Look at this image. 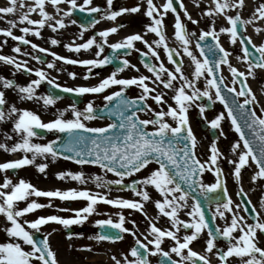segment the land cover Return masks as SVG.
I'll return each instance as SVG.
<instances>
[{"label": "snow or ice", "instance_id": "6c2138e0", "mask_svg": "<svg viewBox=\"0 0 264 264\" xmlns=\"http://www.w3.org/2000/svg\"><path fill=\"white\" fill-rule=\"evenodd\" d=\"M107 9L102 10L100 7H86L92 4V0H83L82 4H77V0H34L33 4L27 5L24 0H19L20 8H27V12H22L17 19L7 21L8 27L0 28V35L11 37L12 40L19 41L24 45H31V48L38 50L42 53H48V49L40 48L37 44L32 43L25 38V35H14L12 29L17 26V23L35 25V29L30 27L20 28V32L24 34L31 33L39 37L41 35L39 29L43 28L46 24L53 32L58 29L64 28L65 23L63 17H69L73 10L79 9L81 12L87 11L88 13H101L106 18L116 19L123 13H136L140 11V4L133 7H121L119 10H112L113 0H106ZM179 7L184 8L182 0H177ZM214 7H209L204 12L205 16L215 17L217 15H224L229 27H221L219 32L211 27L209 30H201L196 47L200 49V54L204 55V47L200 41H204L207 37H211L216 43L209 46V51H216L220 53L219 59L213 61L214 66H210L209 60L205 58L203 61L198 59L196 55L189 49L190 44L189 33L186 31L181 22L180 15L177 13L175 16V36L183 46V52L189 56L195 65L194 72L192 73L193 79H189L183 72L181 64L174 59V54L179 56L180 53L175 49L170 48L166 43V37L163 32V16L170 10L173 13L177 12L174 6V0H166L161 6L163 11L160 10L153 0H146V10L144 15L147 16L151 23L145 25L147 31L155 33L158 39L149 43L139 33L126 36L123 40L110 44L114 52L119 49H133L134 42H142L148 49V52H141L142 57L149 54L159 60V54L154 49L153 45L163 46L167 53L168 62L175 65L174 70H169L165 67L163 62H160L158 67L146 61L144 67L153 74V77L140 75L128 79L117 78V73L123 71L124 68H136L131 65L127 59L120 61L121 66L113 71L109 76L101 79L94 86H80V87H64L54 82L49 78L47 73L43 70H35L34 74L36 79L30 80L27 85H17L14 80L7 79L0 76L3 89H13L17 92L18 98L23 100H42L45 106L51 105L59 97L54 92H49L44 96H37L36 89L42 82H47L54 89H61L63 92L75 93L83 95L86 93H103L105 89L113 85L119 86L118 91H113L111 94L105 95L104 100L107 102L116 101V103L109 108H105L110 114L115 115L118 119L117 122L109 123L106 127H87L84 121L97 118L96 109L93 102L89 101L83 110L76 107L73 103L69 105L71 109L72 119H65L64 112H60L56 119L49 122H43L39 115L27 110L18 108L15 104H9L5 91L0 90V122L12 120V131L19 137V140L9 146L6 142H0V150L6 152L22 151L25 155L16 160H10L0 163V172L12 170L15 172L17 169L33 165L37 157L47 159L51 157L53 161L63 157L66 160L74 161L78 165H97L101 170L106 173H113L119 179L107 180L102 175L86 176L82 171H62L56 173L58 179H68L77 181L80 184H86L89 181L94 182L97 188H108L111 185H119L124 190H131L132 193L141 199L139 201L130 199H111L105 193L90 192L88 189H68L65 191L49 190L42 191L37 189L32 183L19 179L18 182L13 181L5 175L2 183H0V215H2L10 226L4 227L3 231L6 232L10 238L8 242L0 243V264H58L56 254L50 248L48 238L40 240L35 239V233L39 232L41 227L49 222H57L68 228L73 224H80L87 217L96 211L95 206L98 203H105L118 208H127L143 213V202L152 200L148 192V187L151 186L161 197L160 199L153 200L155 208L158 210V216L163 215L168 217L171 222V229H161L156 225L153 219H148L147 214L145 218L148 219L147 235H144L143 240L136 236V232L125 227V216L118 213V220L113 221L109 219H101L95 221V224L103 228L116 229L115 233L102 232L97 233L89 239L97 241H119L123 239L122 233H130L134 238V246L130 248L128 254H122V259H117L113 256L114 264H149L146 253L155 255L161 254L166 258L170 264H197L198 261L203 264H211V260L207 255L199 254L194 251L190 244L196 241L203 230L207 229L208 238L205 241L206 253H213L218 258V264H231L230 257L237 258V264H264V247L260 246L264 243V217L261 216L256 208L253 206L249 213L248 205H251V200H244L240 203L234 204L228 195L227 188L223 184L222 169L218 166V159L221 156L216 144L213 142L210 148L211 155L205 161H201L196 157V138L188 124V109L196 100L201 97H207L209 101L212 100V95L209 88L215 89V97L227 109V116L231 119L234 129L239 133L240 141L243 142V149L239 152L238 159L229 160L228 163L234 165L233 176L237 183H239L242 169L245 166H250L251 161L256 166V171L251 176V181L255 183L258 179H264V107H261L260 114H257L255 108L251 107L256 103V97L251 88L247 84V77H254V69H264V42L259 45L252 42V40L243 35L241 29L244 25L251 24L255 20H264V3H261L253 12L252 19H242L239 12L235 15H228L227 9L243 7L244 0H212ZM46 3L51 4L56 8L57 13L61 9L57 6L61 3H67L70 7L63 11V16L56 19L48 11H46ZM18 6V0H8V6H0V19L5 16H15ZM38 12L40 19L33 20L30 18V13ZM184 15L192 21L193 24L198 21L193 20L191 15L185 10ZM54 23H49L50 21ZM95 18L89 22L95 24ZM75 24V20H71ZM215 24V20L212 21ZM82 28L85 25H81ZM116 27L109 28L105 31L99 32L97 35L103 42L97 41L96 36L88 38L85 42L79 44H68L65 47L69 51L79 53L81 50H89L93 46L97 49L95 52L96 59L76 60L63 56H59L52 52L54 60H61L67 64H80L91 67H99L109 64L114 59H119L118 56H104V44L107 43L106 38L110 33L117 32ZM257 33L264 31L257 27ZM219 33L230 34L232 43H236L239 39L241 44L242 56L237 59H242L247 64V72L238 71L235 67L229 64V69L232 73L233 84H241L240 89L237 91L235 87L223 86V90L233 94L232 103L229 104L226 97L222 94L221 85L223 78L218 77L220 65L228 63L230 53L226 51L218 41ZM81 36L83 33L81 32ZM195 36L196 33H191ZM7 41H4L6 43ZM52 45L60 43L57 39H51ZM247 45H251V49ZM139 51V49H136ZM216 50V51H214ZM13 51L21 54L19 46L14 47ZM258 54V55H257ZM127 55V53H125ZM41 63H47L48 68H53L55 65L52 62H45L40 57H33ZM0 61L7 65H12L17 71L23 70L26 73H32L33 69L27 68V61H17L14 57L8 55H0ZM139 71L138 69H136ZM207 72L211 79L206 78V88L201 91L195 86V81ZM91 73V68H89ZM75 73H69V76L75 78ZM166 77V78H165ZM88 79V75H85ZM243 78V79H241ZM181 81L179 87L174 85V81ZM146 81H151L153 85H162L164 89H170L174 92L171 99L175 102V107L172 105L167 106V110L160 107L159 110L153 109L147 104V100L151 98L157 106L165 104V93L163 91L156 93V87H149ZM137 86L141 89V93L134 99H129L125 95V90L130 86ZM186 89H191L189 94ZM239 97H244L242 103L238 102ZM7 106V107H6ZM201 114L204 113L206 105H197ZM134 109V110H132ZM68 109H65L67 111ZM131 110V111H130ZM240 112L243 119V126L239 122V118L235 115V111ZM137 112L151 113V118L141 119ZM166 117H170L175 123H169ZM224 118L221 113L211 120L209 123L211 128L218 129L220 121ZM151 126V130H149ZM242 127L250 130L251 139L246 137ZM121 130L119 132L115 130ZM37 130L57 131L60 133H68L70 139L68 143H60V137L48 143H34V137H40L42 134ZM83 133H92V136H86ZM223 135V132L220 133ZM4 140H10L12 137L7 133L3 134ZM257 144V147H253ZM241 145L236 142L232 145V152L235 153L240 149ZM28 153H31L29 158ZM71 153V155H65ZM155 164L157 167L147 171V174L139 179H133L131 183L125 184L126 177L134 176L141 170L148 169L149 165ZM47 163L36 164V168L40 173H45ZM214 171L216 181L211 184H205L200 179V176L206 171ZM199 190L200 196L207 202L209 210L215 204V211L212 212V220L215 221L217 217L225 220V214L231 213L230 222L226 220L225 226L221 229L216 227L215 230L206 219L204 206L201 200L193 193ZM222 191L221 195H217V190ZM213 195H209V194ZM243 193V188L237 195ZM191 195L192 203L189 204V197ZM48 197L59 198L61 201H72L83 199L87 201L86 206L79 209H71L75 213V218H62L58 215L38 216L34 220H23L26 214L35 212L37 209L44 207H51V200L49 204L43 205L36 200H29L30 197ZM245 199L247 194L244 193ZM26 202V206L19 207V202ZM261 208H264V197L260 200ZM190 209L186 215L190 217V221H183L179 219L178 213L182 209ZM70 209H58V211H67ZM240 211L249 213L253 222L249 223L245 216L240 215ZM158 218V217H157ZM135 225V221H132ZM25 225L27 227H25ZM185 230V235L180 237L178 233L180 229ZM190 231V234H188ZM234 233H238L234 235ZM71 233L69 237H71ZM149 236L152 238L149 239ZM165 238H169L174 242L169 251H164L161 247ZM224 240L226 243V250L218 244V240ZM24 245L29 246L26 250ZM152 246L150 248L149 246ZM170 253H174L178 260H172ZM129 256L132 259H129Z\"/></svg>", "mask_w": 264, "mask_h": 264}, {"label": "flooded vegetation", "instance_id": "af4514ba", "mask_svg": "<svg viewBox=\"0 0 264 264\" xmlns=\"http://www.w3.org/2000/svg\"><path fill=\"white\" fill-rule=\"evenodd\" d=\"M154 4H156L155 1H153ZM61 3L60 5H62ZM140 4V11L137 12V16L133 17L132 19L128 18V13H123L120 16L116 17V19H108L106 18V12L102 18L99 19L97 24H95L94 28L92 27L90 30L85 31L82 30L81 28L78 30H75L73 34V43L79 44L85 42L88 38H91L93 36H96L97 41L103 42L101 38L97 35L101 31H105L109 28L116 27L118 30L115 33H110L109 36L106 38L107 43L104 44V52L101 54V57L103 58L105 54L112 50L108 45L119 42L123 40L126 36L131 35V34H136L139 33L143 36L145 40H147L149 43H152L154 40L158 39V37L155 35V33L149 32L146 30L145 25H148L151 23L150 19L144 15V12L146 10V0L139 2ZM137 2L134 1H127V0H113V6L112 10H119L121 7H133L136 6ZM97 6H99L102 10L107 9V2L106 1H99L97 2ZM161 11H163L160 8ZM192 8L188 7V13L191 15L193 20L198 21V23L193 24L191 20L188 19L187 16L183 15V13H178L181 18V22L184 25L186 31L189 33V40L190 44L188 45L189 49L193 52V54L198 53V49L196 47L197 40L200 34L201 30H209L211 27H214L217 32H219V29L222 27L219 22L215 21V24H212V19H203L201 17H198L200 14H194L191 12ZM36 13H30V18L31 16L35 15ZM9 17L7 20H0V28H6L8 27L7 21L11 19H17V17L8 15ZM175 16L176 14L173 13L172 11L166 13L163 16V32L166 37V43L167 45L175 49L177 52L180 53L178 56L180 58V61H182L181 67L184 72V74L191 80V67H195L193 64L191 58L184 54L183 52V46L179 40L176 39L175 36V29H174V23H175ZM22 27H30L32 29H35L37 26L35 25H27L25 24H20L17 23V26L12 29V32L14 35H25V38L30 40L32 43L37 44L40 48H45L50 50L51 52H60L62 53L64 50V46L61 45L62 39L58 35V33L53 32L52 30H48L46 26L43 28L39 29L41 35L39 37L32 35L31 33L29 34H24L20 32V28ZM78 27V26H77ZM81 32L83 35L81 36ZM195 32L196 35L192 36L191 33ZM48 33H50L51 38L48 39ZM51 39H57L60 41L59 44L57 45H52L50 43ZM4 41H7L4 43ZM218 41L219 44L222 47H226L227 50H234L232 42L229 38H227L224 33H219L218 36ZM17 46V41L12 40L11 37H5L3 35H0V55H8L14 57L17 61L23 62L27 61V68L33 69L32 73H26L23 70L17 71L14 66L12 65H7L4 62L0 61V76H3L7 79H12L15 81L17 85H27L28 82L32 79H36L37 77L35 76L34 72L35 70H43L44 72L47 73L48 77L53 79L55 83L61 85L62 87H80V86H94L96 85L101 79L109 76L114 69L110 67H104L101 68L99 67H91V66H85V65H80V64H66L61 61V60H54L53 57H47L45 62H52L54 63L53 68H48L47 63H40L33 57L34 54H39L40 52L36 49L31 48V45H26L25 47H21V54H17L13 51L14 47ZM154 49L158 52L159 54V60H157L155 57H152L150 54L148 57L151 59V62L153 65H156L158 67L160 62H163L165 67L168 68L169 70H174L175 65L171 64L168 62L167 59V53L165 52L163 46H156L153 45ZM136 49H139L137 51ZM95 46L90 48L89 50H81L79 53L71 51L67 52L68 58L71 59H76V60H84V59H96L95 57V52H96ZM118 52H122L121 55H118L119 61L123 59H127L131 65H135L136 68H124L123 71H120L117 73V78L119 79H128L129 76L128 74H131L132 77H138L140 75H144L145 73H149L150 75L153 76L152 73H150L147 68L144 67L143 64L138 62L136 59V54H140L141 52H148L147 47L140 41L134 42V48L133 49H119L117 50ZM129 52L130 55H125V52ZM184 58V59H183ZM89 68H91V73H89ZM130 68V73L128 72V69ZM138 69L139 71H137ZM69 73H75V78H72L69 76ZM27 74V75H25ZM85 75H88V79H85ZM151 77V76H149ZM154 79V77H152ZM166 78V77H165ZM151 83V81H146V83ZM175 86L179 87L181 81L176 80L173 82ZM157 86V85H154ZM160 86V85H159ZM158 86V87H159ZM162 86V85H161ZM197 88H199L202 91L203 88V81H198L197 85H195ZM151 87V86H149ZM0 90L5 91L6 93V98L8 102H17L20 105V108L22 109V101L18 98L17 92L13 89H3L2 87V82H0ZM119 86L113 85L108 89H105L103 93H86L81 95V99L79 103H77L76 107L80 110H83L86 104L91 101L94 104V108H98L103 106L104 104L107 103V101L104 100V96L111 94L113 91H118ZM159 90V89H157ZM129 91L132 93L133 96L138 97L141 93V89H139L137 86L133 85L129 87ZM161 91H163L165 94L174 95V92L170 89H164L163 86L161 88ZM160 91V92H161ZM186 91L191 92V89H186ZM167 92V93H166ZM159 93V91L157 92ZM156 93V94H157ZM36 95L37 96H44L45 91L41 85L36 89ZM30 101H35L36 106L39 110V112H44L48 113L50 112L51 114H54L55 119L59 115L60 112H64V117L65 119H72L71 115V109L69 108V105L73 104L71 101H57L54 102L51 105L45 106L43 104L42 100H30ZM197 105L201 104H196L195 102L192 103V106L189 107L188 110H191L192 108H197L196 112H198V107ZM150 106L153 109H158V106L156 105L155 102H152ZM65 109H68L65 111ZM142 119H148L151 118V113H143L141 115ZM169 123H172L174 125V122L171 120V118H166ZM87 127H105L109 123L107 121H101L98 119H92V120H86L84 121ZM133 176L125 178L126 181H129L132 179ZM257 200V199H256ZM213 212L215 211V206L212 207ZM184 214V213H183ZM261 216L264 217V213H261ZM190 218V217H188ZM191 219V218H190ZM252 223V222H251ZM262 247H264V243L261 244Z\"/></svg>", "mask_w": 264, "mask_h": 264}, {"label": "rangeland", "instance_id": "374dc122", "mask_svg": "<svg viewBox=\"0 0 264 264\" xmlns=\"http://www.w3.org/2000/svg\"><path fill=\"white\" fill-rule=\"evenodd\" d=\"M77 3L82 4L83 0H77ZM261 3H264V0H251L247 4H243V7H241V9L243 8L245 13L243 18L245 20L252 19L253 12ZM4 4L5 2L2 1V6H4ZM257 27L264 29V20H255L251 24H246V28L248 29L252 39L259 45L260 43L264 42V31L257 33L255 31ZM233 55L234 58L229 61V64L232 67H238L242 70H247V64L242 59H237L238 56H242V52L239 51L238 53H235ZM229 64L228 66H226V68H224V70L230 71ZM223 73L225 74V71ZM254 73V77L248 76L247 78L250 83V87L252 89L253 94L256 98H258L260 105L264 107V69H254ZM227 125L229 124L227 123ZM228 139L229 137L223 139L222 141H219L216 146L219 152L221 153V156L218 159V166L220 169H222L223 172L222 180L227 189L229 190L231 196L233 197L235 191L241 188H243V190L248 193L249 189L256 183H262V185L264 186V179H258L255 183L251 181V176L254 171H256V169L250 161V166H245V168L242 169L240 181L239 183H237L232 174L234 165L229 164L228 161L238 159L239 152L243 149V146L241 145L240 141L237 140L236 137L232 141L227 142ZM236 142H239L241 147L240 149H237L235 153H233L232 145ZM13 153H19V158H22L25 155L22 151L6 152L4 150H0V163L10 161L8 157H10ZM28 156L29 158H31V153H28ZM45 162L46 161L44 158L37 157L33 165H27L22 167V172L21 175L18 176V179H13L6 172H0V183H2L4 176L7 175L13 181V183L18 182L19 179H24L25 181L32 183L37 189L42 191H54L57 189L65 191L68 189H74L75 186L72 187L73 183L75 182L74 180L56 179L54 174L51 173L54 171H58L56 165L51 164L46 168L45 173L38 174L39 171H35L37 170L36 164ZM32 171H34L33 174H27L32 173ZM76 171L80 170H75L74 172ZM210 172L211 171L206 172V178L211 177V175H209ZM84 185L87 186H84L83 189L86 188L90 192H97L91 189L90 185ZM109 197L111 199H115L120 196L112 194ZM33 199L43 205L49 204V201L51 200V207H44L41 209H37L35 212L26 214L25 217L21 218L22 223L25 219L30 221L34 220L38 216L48 215H58L62 218H75V213L71 209H79L86 206L87 204V201L83 199L72 200L73 205L71 206L70 210L58 211V209H68L64 206L65 201H61L59 198H48L43 196H32L29 198V200ZM24 206H26V202H19V207ZM95 208L96 211L93 214L89 215L86 220L80 223L82 226L84 225L85 228H81L80 234L76 237L64 236L62 233V229L64 226L57 222H49L41 227L40 232L47 236L50 248L56 254L58 264H114V261L112 259L113 256H116L117 259H122V254H128V245L130 244L129 242L135 240V238L130 233H126L127 238L124 243H108L103 241H97L95 239H89V237H93L94 234H90V236H85L84 234L87 231H90L92 227L94 228V226L96 225L95 221L97 220L109 218H111L113 221L118 220V213H122L125 216V227L136 232V236L142 240L144 235L147 234L148 219H153L157 226H160L161 229H166L162 227V222H158L157 224L156 214L150 206L143 207V213L147 214L148 219L145 218V215L141 211L137 210H134L132 212L128 210H111L109 207L100 203H98ZM132 221H135V225H133ZM6 226H10V224H8L5 218L0 215V243L8 242L10 239L7 236L6 232L3 231L4 227ZM25 227L27 226L25 225ZM150 237L151 236H149V239H151ZM167 245L168 241L164 239V242L161 245L163 250L165 247H167ZM24 247L27 250L29 246L24 245ZM150 247L152 246L150 245ZM154 257L155 255L151 256V258L149 259V264H155ZM129 259H132V257L129 256Z\"/></svg>", "mask_w": 264, "mask_h": 264}, {"label": "water", "instance_id": "95a60500", "mask_svg": "<svg viewBox=\"0 0 264 264\" xmlns=\"http://www.w3.org/2000/svg\"><path fill=\"white\" fill-rule=\"evenodd\" d=\"M222 94L226 97V100L229 104L232 103V98L230 97V95L226 92H222ZM235 115L239 118V122L241 123V125L243 126V119L241 118L240 116V112L237 110L235 111ZM242 130L245 132L246 134V137L250 138L251 139V136H250V130L246 127H242ZM117 132L121 131L119 129L115 130ZM253 147H257V144H253ZM65 155H71V153H65Z\"/></svg>", "mask_w": 264, "mask_h": 264}]
</instances>
